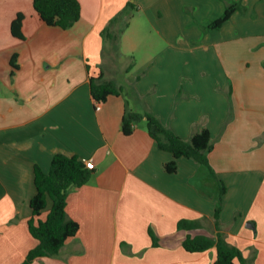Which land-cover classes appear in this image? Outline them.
<instances>
[{
  "label": "crops",
  "instance_id": "crops-1",
  "mask_svg": "<svg viewBox=\"0 0 264 264\" xmlns=\"http://www.w3.org/2000/svg\"><path fill=\"white\" fill-rule=\"evenodd\" d=\"M186 1L79 0L81 19L62 30L41 21L33 0H0V264H22L38 245L28 228L34 167L48 172L58 153L90 160L95 169L86 185L69 192L67 215L79 224L78 234L57 256L32 264H215L216 248L189 253L183 242L189 235L215 238L219 206L226 241L248 264H264V81H233L228 90L229 81L224 88L191 81L189 70L163 65L183 30ZM129 8L135 12L117 54L102 32L124 14L113 28L120 29ZM18 13L25 15V40L10 31ZM136 21L147 40L166 43L159 65L150 54L136 60L138 42L126 38ZM123 41L134 56L122 69L136 80L129 86L119 81V57L128 53ZM15 54L19 69L12 76ZM100 74L124 92L130 88L131 110L153 114L181 139L208 129L210 168L179 158L177 171L168 172L175 158L151 138L145 119L124 135L127 98L123 93L97 103L90 77ZM182 220L199 227L179 230Z\"/></svg>",
  "mask_w": 264,
  "mask_h": 264
},
{
  "label": "trees",
  "instance_id": "trees-1",
  "mask_svg": "<svg viewBox=\"0 0 264 264\" xmlns=\"http://www.w3.org/2000/svg\"><path fill=\"white\" fill-rule=\"evenodd\" d=\"M129 7H134L129 4ZM33 8L40 17L41 21L49 27H58L62 30L71 29L81 19V4L79 0H33ZM240 9L238 4L229 5L223 15L211 24L213 29H221L226 22ZM126 15V14H125ZM123 15L115 17L103 30L102 37L108 42L118 54L120 40L126 29L129 27L128 16L124 25L114 31L113 28L122 20ZM25 15L18 13L12 21L10 31L13 37L25 40L22 32ZM18 56L13 55L11 75L19 69L17 64ZM132 66L128 68L130 70ZM90 90L97 103H106L110 96H122L123 88L114 81L104 79L100 74L97 77H90ZM147 122V130L161 150L170 152L174 160L166 164V170L170 173L177 171L176 159H194L201 165L210 168L209 154L213 151L211 133L208 129H203L194 134L190 141H185L177 136L172 130L167 128L160 119L151 113H140L129 108V101L126 102V110L122 121V133L130 136L134 131V125L142 121ZM94 169L90 170L83 161L76 156H68L58 153L53 157L51 168L48 172L40 166L34 167V183L36 194L30 201L32 218L28 221V228L31 236L37 240L38 245L29 251L22 264H32L36 259L55 257L68 240L74 238L80 226L71 220L67 215V201L71 188H79L86 185ZM221 197L227 188L223 182L220 184ZM221 206L216 210V237L208 235L187 236L183 242V248L189 253H204L212 248H216L215 264H248L243 252L236 246L230 245L219 226V215ZM46 217L42 219V215ZM199 227L197 222L182 220L178 223V229L193 231ZM153 245H159L158 239L152 234Z\"/></svg>",
  "mask_w": 264,
  "mask_h": 264
},
{
  "label": "rangeland",
  "instance_id": "rangeland-1",
  "mask_svg": "<svg viewBox=\"0 0 264 264\" xmlns=\"http://www.w3.org/2000/svg\"><path fill=\"white\" fill-rule=\"evenodd\" d=\"M186 2L188 4L183 14L184 31L181 32L179 27L178 32L181 34L174 38L173 46L169 49L171 57H168L163 65L169 63L183 70L184 73L189 70L186 75L191 81L215 82L221 84L223 88L229 81L228 90L233 81L238 84L247 79L252 83L263 82L264 0H187ZM234 3L238 4L240 9L223 28H211V24ZM132 12L135 11H129L127 16L132 15ZM140 26L141 24L137 25L136 21L134 28L126 35V38L138 42L136 60L141 63L146 59L144 55L150 54L152 63L159 65L164 58L166 43L157 37H150L149 40L154 42L150 46V41L147 40L145 33H141ZM124 43L123 41L125 48L122 49L127 50L128 53L125 55L121 53L119 57L121 68L119 81L123 85L134 84L136 80H130V76L122 70L134 59ZM128 93H130L129 87L124 94L132 105L133 99ZM253 99L257 98L253 95ZM260 106H262L260 112L264 114V99H260ZM139 123L143 124L142 121ZM257 144L260 145L261 142L257 141Z\"/></svg>",
  "mask_w": 264,
  "mask_h": 264
},
{
  "label": "built area",
  "instance_id": "built-area-1",
  "mask_svg": "<svg viewBox=\"0 0 264 264\" xmlns=\"http://www.w3.org/2000/svg\"><path fill=\"white\" fill-rule=\"evenodd\" d=\"M97 109H98V110L100 109V105L97 107ZM82 161H83V163L86 165V167H87L88 169H90V170L95 169V166H94V164H93L92 161H90V160H82Z\"/></svg>",
  "mask_w": 264,
  "mask_h": 264
}]
</instances>
